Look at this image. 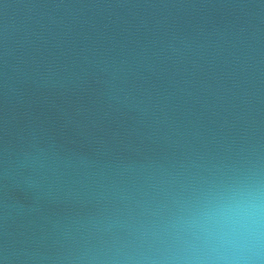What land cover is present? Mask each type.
<instances>
[{
    "label": "water",
    "instance_id": "water-1",
    "mask_svg": "<svg viewBox=\"0 0 264 264\" xmlns=\"http://www.w3.org/2000/svg\"><path fill=\"white\" fill-rule=\"evenodd\" d=\"M0 264H264V0H0Z\"/></svg>",
    "mask_w": 264,
    "mask_h": 264
}]
</instances>
